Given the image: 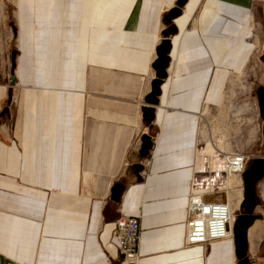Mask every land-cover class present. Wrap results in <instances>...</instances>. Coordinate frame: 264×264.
<instances>
[{"label": "crops", "instance_id": "obj_1", "mask_svg": "<svg viewBox=\"0 0 264 264\" xmlns=\"http://www.w3.org/2000/svg\"><path fill=\"white\" fill-rule=\"evenodd\" d=\"M5 27L0 264H128L121 215L139 221L136 264H236L231 241L186 247L184 224L206 115L245 71L264 87V0H0Z\"/></svg>", "mask_w": 264, "mask_h": 264}, {"label": "rangeland", "instance_id": "obj_2", "mask_svg": "<svg viewBox=\"0 0 264 264\" xmlns=\"http://www.w3.org/2000/svg\"><path fill=\"white\" fill-rule=\"evenodd\" d=\"M0 35L3 41V43L0 44V84L8 88L10 87L11 100V87H16L17 85V83L11 79L12 71L10 62L11 51L15 48V43L9 27L2 28ZM249 74L248 71H245L235 76L229 82V86L228 88L226 87L225 90V100L222 107L206 115L205 121L201 124V129L206 131L210 126V129H213V133L217 128L221 129L219 130L220 133L226 136L224 143L227 144V149L224 152L234 153L240 151L245 152L249 156L264 157V143L261 140L263 121L255 98V82L252 77H248ZM214 134L215 138L219 137L217 132ZM205 142V139H203L199 144L201 149L197 160L199 171L193 192L200 191L206 186L208 177L207 172L213 171L215 173L214 175H217L216 173L219 172L221 166L219 164L220 157L218 156L216 147L212 142L208 141L206 144ZM208 168H210V171H208ZM223 177L224 175H221L220 178L217 179L211 196L220 197V201H225L226 197L228 199L231 198V202L234 203L239 194L234 195V197H231V195L229 197V194L231 193L230 185L235 184L236 181L234 177L228 178L227 187L225 186V178L223 179ZM238 182L239 183L236 184L233 189L238 190V192L241 189L240 192H242V182L241 180ZM256 194L258 201L254 213L260 214L262 219L255 221L258 224V228L256 229L257 231H255V235L253 233L248 240L249 245L247 254L252 264H264V176L257 183ZM238 208L239 204L236 206L233 212L234 214L238 211Z\"/></svg>", "mask_w": 264, "mask_h": 264}, {"label": "built area", "instance_id": "obj_3", "mask_svg": "<svg viewBox=\"0 0 264 264\" xmlns=\"http://www.w3.org/2000/svg\"><path fill=\"white\" fill-rule=\"evenodd\" d=\"M220 157L219 172L209 173L212 179L206 180V186L200 191L191 193L188 197L187 218L184 224V245L186 247L205 246L217 242L232 240L231 225L233 213L231 211V198L225 201L211 199L206 201L205 195L211 196L214 184L221 175L223 179L231 174L236 175L239 181L241 174L252 158L245 152H222ZM214 176V179H213ZM192 186H196V179L193 178ZM226 186V185H225ZM227 189V187H226ZM225 189V190H226ZM239 190V203L242 201V192ZM238 206V205H237ZM234 212V211H233ZM140 235L139 221L134 216H119L113 222L111 237L115 243L121 260L128 264H136L139 259L138 240ZM252 264V263H251Z\"/></svg>", "mask_w": 264, "mask_h": 264}, {"label": "water", "instance_id": "obj_4", "mask_svg": "<svg viewBox=\"0 0 264 264\" xmlns=\"http://www.w3.org/2000/svg\"><path fill=\"white\" fill-rule=\"evenodd\" d=\"M173 30V28H172ZM170 49V42L168 39L162 40L157 49L158 60L155 64L157 69V80L154 81L151 94L146 97V102L151 105L157 103L156 96L159 94L158 86L160 79L164 75V69L168 62V53ZM13 54V53H12ZM13 56V55H12ZM12 81L14 78H11ZM11 81V83H12ZM256 99L261 117L264 118V87H258L256 89ZM10 101V90L8 92L7 104ZM7 109L3 108L0 112V116L6 113ZM144 116L147 118L152 117L153 110L145 109ZM145 143L148 138H144ZM264 176V157H258L251 159L245 170L241 174L242 182V201L239 204L238 211L235 212L232 225V243L234 247V255L236 258V264H251L248 258V229L253 225L256 220H261L262 216L256 214L255 208L257 206V183Z\"/></svg>", "mask_w": 264, "mask_h": 264}, {"label": "bare ground", "instance_id": "obj_5", "mask_svg": "<svg viewBox=\"0 0 264 264\" xmlns=\"http://www.w3.org/2000/svg\"><path fill=\"white\" fill-rule=\"evenodd\" d=\"M213 130V129H212ZM211 129H210V126L208 127V129L206 130V131H204V130H202V129H200V131H199V135H200V137H199V142L201 141V140H203V139H205V144L209 141V142H212V144L216 147V149H217V151H218V154L219 153H222L223 151H226V149H227V144L226 143H224V140L226 139V136L225 135H222V133H220V131L219 130H221V129H218L217 128V130L215 131V132H217L218 134H219V137L218 138H215V132L213 133V131H212ZM204 144V145H205ZM198 150L199 151H201V149H199L198 148ZM198 150H197V155H199L200 153L198 152ZM232 177H234V179H235V184H232V185H230V188H231V190H230V194H229V197H230V195H231V197L233 196L234 197V195H236V194H239V192H238V190H234L233 189V187L234 186H236V184H238V178L236 177V176H234V175H231V176H227V178H226V182H225V184H226V186L228 187V178H232ZM220 189V188H219ZM227 193H228V191H227ZM239 197L237 198V200L231 205V211H232V213H233V211H235V209H236V206L238 205V203H239ZM234 214V213H233ZM258 228V224H257V222H255L249 229H248V239H249V234H250V236H252L253 235V233H254V235H255V231H257L256 229ZM228 241H231L232 242V240H228Z\"/></svg>", "mask_w": 264, "mask_h": 264}]
</instances>
